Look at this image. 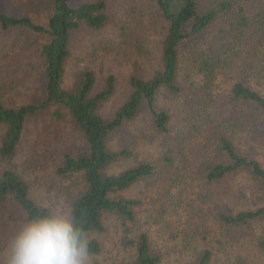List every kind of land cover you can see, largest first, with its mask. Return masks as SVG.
<instances>
[{"label":"trees","instance_id":"1","mask_svg":"<svg viewBox=\"0 0 264 264\" xmlns=\"http://www.w3.org/2000/svg\"><path fill=\"white\" fill-rule=\"evenodd\" d=\"M127 3L119 15L109 0H50L42 24L28 12L10 15L0 10V33L19 32L26 59L16 67L19 75L11 74V59L1 46L12 45L0 42V207L12 204L24 223L50 211L35 202L32 178L16 163L26 126L44 113L53 117L52 127L67 120L81 142L79 149L56 158L54 177L66 184L67 211L87 233L90 264H264V166L243 144L252 140L264 119V0ZM121 16L156 34L158 56L151 59L147 76L129 78L125 100L104 118L98 107L113 96L114 77L109 75L100 89L93 70H78L73 84L64 88V75L74 35L100 32ZM33 71L40 74L42 98L10 106L8 91L25 86ZM160 95L177 100L176 147L166 145L155 163L143 160L109 174V167L130 157L128 151L110 147L112 134L141 111L147 112L158 137H169L171 115L159 107ZM164 171L168 183L176 186L162 190L174 192L177 200L163 203L158 197L153 213L164 222L154 228L160 227L164 242L177 249L169 259L153 250L157 248L148 232L152 222L143 200L124 195L136 186L152 189ZM237 178L246 186H236ZM226 183L223 205L208 206L206 213L197 209V202L184 201L190 188L206 192ZM241 190L260 204L238 209ZM206 197L212 194L206 192ZM192 207L199 214L196 224L188 217ZM139 222L143 226L136 229ZM106 235H111L107 243L102 241Z\"/></svg>","mask_w":264,"mask_h":264},{"label":"rangeland","instance_id":"2","mask_svg":"<svg viewBox=\"0 0 264 264\" xmlns=\"http://www.w3.org/2000/svg\"><path fill=\"white\" fill-rule=\"evenodd\" d=\"M49 2L50 0H0V10L10 15H20L28 12V16L35 18V20L37 19V21L42 24V19L46 15L45 12L49 6ZM109 2L114 12L119 15L124 14V10H126L128 5V3L124 4V0H109ZM116 21L109 22L100 32L83 30L74 35L70 48V57L66 63L65 80L63 83L64 88L71 86L74 82L72 78L76 71L90 69L95 72L98 86L101 89L105 79L109 75H112L115 79L114 94L110 100L98 107V114L104 118L110 117L125 100L129 92V78L132 76H147L153 65L151 59L158 56V41H156V34L149 33L145 30L141 31L139 28L140 26L127 17L124 19V17L121 16V18ZM18 37L19 32L6 35L0 33V42L4 41L12 45L11 47L1 46L6 59L10 58V62H12L11 69L4 68L2 70L4 72L9 69V71H12L11 74H15L17 73V71H15L16 67L19 68L21 65L20 63L26 62L25 55H23L21 48H19L22 37ZM208 37L207 35L199 39L198 42L206 41ZM15 41L18 42V44L15 43ZM140 49L148 50L150 54L147 55L143 53L144 50L141 52ZM6 59L4 61H7ZM33 72V79L28 81L25 86L8 91L6 98L9 99L10 104H8L10 106L16 107L22 102L29 103L35 98H42L43 86L40 74L37 71ZM260 91L264 95V90ZM158 105L166 109L171 115V131L169 137L165 139L160 136L158 137L150 126V119L147 112L145 110L141 111L140 115H138L134 121L123 125L112 134L109 142L110 147L116 151L126 150L130 153V157L128 159H122L115 165L109 167V174H116L124 168L135 165L143 160L155 163L156 159L164 154L166 145L171 144L173 147H176L177 100L175 101L171 98L169 99L165 95H160ZM41 114L42 115H39L35 119H32L29 125L26 126L27 136L24 139L16 163L20 166V169L24 170L29 177L32 178V195L36 203L49 210L56 208L67 211V199L64 197L66 184L58 182L54 177L56 158L64 151L79 149L81 147V142L75 130L67 123V120L60 121L57 126L52 127L55 123V121L52 120L53 117L44 113ZM1 131L2 129L0 127V134ZM254 133H256V135L253 136L252 140L247 142L244 140L243 144L247 145L246 151L255 159L259 160L264 166V119L260 126L255 129ZM170 138H172V140H169ZM156 164L159 165V163ZM2 167L3 163L0 161V169ZM156 179H158V185L152 189L136 186L125 192L124 195L128 197L136 196L143 200V209L147 214L146 217L152 222L148 226V232L152 237L151 241L153 246L156 245L155 247L157 248V250L155 248H153V250L162 254L164 253L166 258L169 259L173 258V253H177V249L169 242H164V239L161 238L162 230H160V227L154 228L155 225L163 226L164 222H159V219L156 217L158 214L154 215L153 211L155 208H159V203L157 202L158 197L163 199V203L167 198L177 200V194L174 192L165 193L162 190V188H165V190L170 189L173 191L176 185L168 183L170 181L165 171L164 174L159 175ZM234 183L236 186H239V184L246 186L242 178L235 179ZM226 185L227 183L220 184L209 191L206 190L208 194H212L211 198L206 197L205 191L190 188L187 199H185L184 195V201H190L191 204L197 202V209H203L206 213L208 206L223 205V198H220V196H224ZM236 189L239 188L235 187L234 190ZM243 191L244 190H241L240 193H237L239 194L237 196L239 199L237 202L238 209L240 207L248 208L249 206L260 204L256 203V200H254L255 203L252 202V197L250 199L249 194L245 195ZM159 192L161 196H158ZM245 198L247 201L244 200ZM197 209H188L190 210L188 212V217L193 218L190 222L195 224L196 215H199L196 214ZM8 215L13 218L9 220ZM3 216L7 217L4 218ZM199 217H202V215ZM143 222H139L138 225H135L136 229H138L139 226H143ZM184 222L190 223L188 218H186ZM8 223L10 225H8ZM23 224L24 220L22 216L19 214L18 209L12 204L8 203L0 207V244H4L3 250L0 252L2 264H5L9 239ZM146 227L144 226L143 228L146 230ZM14 228L17 230H14ZM110 236L111 235L102 236V241L107 243L106 241Z\"/></svg>","mask_w":264,"mask_h":264},{"label":"clouds","instance_id":"3","mask_svg":"<svg viewBox=\"0 0 264 264\" xmlns=\"http://www.w3.org/2000/svg\"><path fill=\"white\" fill-rule=\"evenodd\" d=\"M89 256L86 231L70 212L53 208L11 236L5 264H90Z\"/></svg>","mask_w":264,"mask_h":264}]
</instances>
